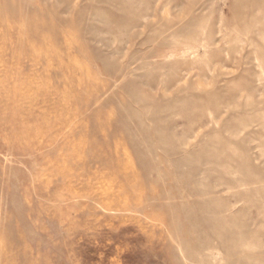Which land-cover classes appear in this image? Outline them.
<instances>
[{
    "label": "rangeland",
    "instance_id": "374dc122",
    "mask_svg": "<svg viewBox=\"0 0 264 264\" xmlns=\"http://www.w3.org/2000/svg\"><path fill=\"white\" fill-rule=\"evenodd\" d=\"M0 264H264V0H0Z\"/></svg>",
    "mask_w": 264,
    "mask_h": 264
}]
</instances>
